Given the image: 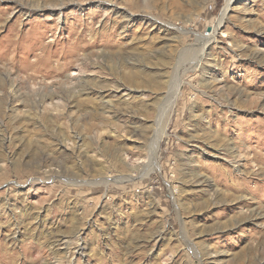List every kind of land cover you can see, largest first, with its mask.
I'll return each instance as SVG.
<instances>
[{
  "label": "rangeland",
  "instance_id": "rangeland-1",
  "mask_svg": "<svg viewBox=\"0 0 264 264\" xmlns=\"http://www.w3.org/2000/svg\"><path fill=\"white\" fill-rule=\"evenodd\" d=\"M225 1L0 0V264H264V0L204 47Z\"/></svg>",
  "mask_w": 264,
  "mask_h": 264
},
{
  "label": "bare ground",
  "instance_id": "bare-ground-1",
  "mask_svg": "<svg viewBox=\"0 0 264 264\" xmlns=\"http://www.w3.org/2000/svg\"><path fill=\"white\" fill-rule=\"evenodd\" d=\"M233 1L234 0H226L225 1V5H224V7H223V10H222V12H221V14L219 15V17H218V20H217V23L214 25V27H212V32H211V37H210V39H206L205 41H204V47L206 46V43H208L210 40H212V41H214L215 42V35H216V32H217V30H218V28L221 26V24H222V22H223V20L225 19V17H226V15H227V13L229 12V10L232 8V3H233ZM205 182V181H204ZM61 240H63L62 241V244H65V245H67V247H68V243H69V241H68V239H61ZM84 248H85V246L84 245H81V246H79L78 248H77V250H76V252L77 253H80V254H83L84 253ZM54 260V259H53ZM57 260V259H56ZM55 263V262H54Z\"/></svg>",
  "mask_w": 264,
  "mask_h": 264
},
{
  "label": "water",
  "instance_id": "water-1",
  "mask_svg": "<svg viewBox=\"0 0 264 264\" xmlns=\"http://www.w3.org/2000/svg\"><path fill=\"white\" fill-rule=\"evenodd\" d=\"M207 30L209 31L210 30V27H208Z\"/></svg>",
  "mask_w": 264,
  "mask_h": 264
}]
</instances>
